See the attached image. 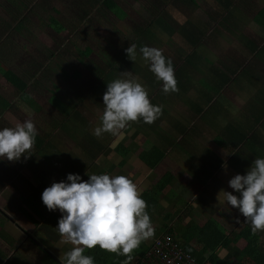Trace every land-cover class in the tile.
<instances>
[{"label":"crops","instance_id":"1","mask_svg":"<svg viewBox=\"0 0 264 264\" xmlns=\"http://www.w3.org/2000/svg\"><path fill=\"white\" fill-rule=\"evenodd\" d=\"M197 5L193 0L190 10L171 12L165 20L154 19L148 27L143 24L149 40L144 45L155 44L166 58H171L175 92L162 91V82L142 61L139 49L134 60H124L122 68L117 65L110 72L100 68L104 78L93 79L94 88L84 92L90 100L82 102L83 107L73 114L63 116L50 103L54 90H61L53 81H49V89L43 88L49 93L46 106L52 105L55 112L44 118L47 128L45 134H39L44 143L38 149L33 147V157L21 155L14 161L10 168L16 171L9 187L0 181V227L5 238L2 244H7V248L0 247V255L7 261L15 256L7 259L4 253L8 248L38 247L31 242L34 239L54 257L35 248L37 264L39 250L61 264L73 245L64 242L55 227L61 213L48 210L42 203L43 188L64 179L67 173H77L83 180L87 173H108L129 177L146 202L153 234L142 240L138 249L149 246L162 233L171 232L184 249L199 251L201 237H209L210 232L212 238V233L220 230L229 239L228 244L214 251L221 264H264V231L252 232L250 223L236 208L222 203L219 193L233 192L228 179L236 173L244 174L255 157H264V16L258 13L264 4L259 5L254 20L243 4V15L239 13L237 19L214 26L204 21L196 23L201 18L189 13ZM188 22L195 24L194 33L188 32ZM126 76L139 77L150 103L161 106L159 117L152 123L138 118L116 134L94 136L92 129L99 125L104 108L102 94L106 83ZM71 87L74 92L80 88ZM72 91L70 95L57 96L68 104L72 100L79 102L76 98L63 100L75 96ZM19 162L24 165L20 171L15 166ZM23 187L38 200L43 220L33 214L34 223L19 211L17 195ZM16 210L31 224V229H20L11 220L12 214L18 215ZM208 221L212 223L207 224ZM249 239L251 250H247ZM209 252L207 249L206 257ZM135 254L130 264L138 257L136 251ZM7 261L2 260L1 264ZM202 264L215 262L207 259Z\"/></svg>","mask_w":264,"mask_h":264},{"label":"clouds","instance_id":"2","mask_svg":"<svg viewBox=\"0 0 264 264\" xmlns=\"http://www.w3.org/2000/svg\"><path fill=\"white\" fill-rule=\"evenodd\" d=\"M136 47L132 43L124 49L130 60L137 56ZM139 53L155 78L162 82V91L175 92L171 58L147 45H142ZM102 104L100 123L92 129L96 137L104 132L116 134L138 118L152 123L161 113V106L150 103L146 87L136 76L106 83ZM36 135L31 119L0 127V160L16 161L22 154L27 158ZM227 183L233 192L220 190L221 202L236 208L250 223L252 232L264 231V157H255L244 174L232 175ZM40 198L48 210L61 213L55 227L63 241L73 245L65 252L61 264H94L91 255L83 254L86 248L94 246L126 256L123 264H128L132 250L153 234L146 202L126 175L87 173V179L83 180L77 173H67L64 179L44 187Z\"/></svg>","mask_w":264,"mask_h":264},{"label":"rangeland","instance_id":"3","mask_svg":"<svg viewBox=\"0 0 264 264\" xmlns=\"http://www.w3.org/2000/svg\"><path fill=\"white\" fill-rule=\"evenodd\" d=\"M42 1L47 6L44 10L39 8L40 10L36 11L37 15L30 17L28 32L25 31V34L30 36L29 40H26V36H24V40L17 39V32L13 31L12 27L9 32L4 30L0 35V127H11L18 122L22 123L25 119H31L37 134L41 135L47 128L48 121L45 124V116L50 113L48 117L50 118L55 114L52 111L51 104L63 116H67L70 112V105L73 102L70 104L63 102L57 96L59 93L62 96L70 95L72 94L70 91L73 90L71 86H79V93L72 91L75 96L69 99L63 98V100L68 101L73 98H76L79 102L90 100L87 93H84L85 90L88 91L92 86L93 79L100 78V81L104 78V75L101 77L99 73L100 68H105L106 71L110 72L107 64L117 51L124 50L123 43L127 42L125 34L128 31L131 32L141 23L144 7H149L147 5L154 0H115L124 12L123 15L117 16L106 10L102 6L101 0H30V9L34 5H40ZM194 1L198 2L197 6L199 7H194L189 14L200 18L204 17L203 7L206 0ZM245 4L248 7L246 11L249 13L250 18L254 20L256 10L259 5L264 4V0H247ZM8 8V0H0V21L7 18L8 12H18L20 16L23 14L18 10L8 11ZM86 12L87 14H85ZM51 18L59 21L64 26L63 31L56 33L52 27L53 25L50 24V27L47 25L51 22ZM151 47L156 46L154 44ZM62 50L66 51L65 57L61 52ZM41 51L45 53H43V59L41 58L43 57ZM50 52L54 53L52 57L49 55ZM81 52H83V55ZM5 68L12 70L26 81V89L23 92L18 91L5 80L2 76ZM52 68L55 71L51 72ZM74 69L80 72V77L71 79L70 74ZM60 76L61 78H59ZM50 77H53V79L50 80ZM49 81H53L61 89L60 91L54 90L56 93L51 99L50 108L46 106L49 104L47 102L49 96L47 89L50 88ZM69 81L75 85H71ZM45 86H47V89H43ZM88 106L91 107L89 104ZM84 113L87 112L84 110ZM47 137L50 140V133ZM33 150L32 147L31 152ZM31 156L33 157L34 154H31ZM13 164L14 161L0 160V181L7 187H9L7 184L12 179V173L16 171L10 168ZM15 166L19 168V171L20 168L24 167L22 162L16 163ZM23 188L22 193L17 195L20 200H22L21 197L29 195V191L25 187ZM16 213L18 215H11V220L13 219L12 221L20 229H31V224L20 216L17 210ZM0 217L2 218V214ZM0 226H2L1 223ZM3 235L0 227V247L7 248V244H2L5 240ZM27 237L31 239L30 235ZM11 247L13 248H8L4 255L7 256V259L13 255L15 256L7 261L4 256L0 255V264L2 260L7 261L2 264H37V256H34V251L35 248L39 249V247L29 246V249H27L26 246H21L22 249L19 250H15L14 246ZM38 254L40 264H57L55 259L51 260L48 256L43 255L42 251L39 250Z\"/></svg>","mask_w":264,"mask_h":264},{"label":"trees","instance_id":"4","mask_svg":"<svg viewBox=\"0 0 264 264\" xmlns=\"http://www.w3.org/2000/svg\"><path fill=\"white\" fill-rule=\"evenodd\" d=\"M192 1L193 0H154L147 5L149 7L143 6L144 7L143 10L145 11L146 15H142L141 23L132 30L133 32L128 31L125 34L127 37V42L123 43L124 49L128 46V44L135 43L137 46L136 47V50H137L142 45L148 43L149 40L147 41L146 36H145L147 29L144 32L143 24H147V27H148L149 25L152 24L154 19L155 21H163L169 15H171V12L178 13L179 11L186 10L184 8H187L188 10H190L191 8H189V6H190V2ZM101 2H102V6H104L106 10L111 11L116 16L123 15L124 13L123 10L117 5L115 0H101ZM206 2L208 3L211 2V5H208L207 7L205 5V8L203 9L205 16L201 17V21L196 22V23H200L204 21L205 23L208 22V24H213L212 26H214L219 22L220 23L231 22V20H234V18L237 19V16L239 15V13L240 15H243L242 13L243 4H245L247 0H206ZM8 4H9V8L7 9L8 11L18 10L19 12H23V14L20 16L18 12H8L7 18L1 19L0 21V35H2L4 30H6V32H9L10 31L9 29L12 27L13 31L17 32V35H18L17 39L24 40L25 39L24 36H26L27 37L26 40H29L30 36L25 34V31L28 32L27 29H28L29 21L31 20L30 17L36 16L37 15L36 11L40 9L44 10L47 4L43 3L42 1L40 5L38 6L34 5L32 9H30L31 7H29L30 0H8ZM258 13L260 16L261 15L264 16V6L261 7L260 10H258ZM85 14H87V12ZM50 24L53 25L52 27L56 33H59L63 31L64 29V26L59 21L55 20L54 18H51V22L48 23L47 25L50 27ZM186 24H189L188 32L194 33L195 24L193 23L190 24L189 22ZM61 52L63 53L65 57L66 51L62 50ZM41 53L43 54L44 51H41ZM44 54H43V57H41L42 59L44 58ZM81 54L83 55V52H81ZM49 55L50 57H52L54 53L50 52ZM63 55H60V56H63ZM84 55H85V52H84ZM126 58H127V55L124 50L121 52L117 51V53L113 55L112 60L108 62L107 66L109 68H112V67L116 68L118 65L119 68H122L123 65L125 66L124 60ZM65 63H64V66H65ZM53 70L55 71V69L52 68L51 72ZM2 76L5 78L7 82L13 85L18 91L23 92L26 89L25 88L26 81L23 80L20 76H18L12 70L5 68L2 73ZM70 76H72V78H77L80 76V72L74 70L71 72ZM91 85H92L91 87L94 88V85L93 84ZM71 102H75V101H71ZM82 107H83L82 102H76L70 105L71 110L69 109V111L72 112L73 114L75 111L80 110ZM70 114L71 113H68L67 115H70ZM43 143H44L43 137L37 134L35 137V142H34L33 147L38 149ZM21 199L22 200L19 199L20 200L19 211L26 218L36 223L35 219L33 218V214H35L36 216H38L39 220H43L41 213H40V209H39V202L36 198H33L32 196L29 195L26 197H21ZM22 204L25 206V208L22 206ZM210 223H212V221H208L207 224H210ZM204 232L206 233L208 232L206 226H205ZM170 234L173 235L171 232ZM207 236L209 237H206V238L201 237V240L199 239L203 243L201 244V248L199 251H194L193 249L189 247L185 249L186 251L191 253V255L195 258L198 264H202L207 259L215 262V264H221V261L215 256L214 251L216 247L224 246L228 244L229 239L220 230L219 232H213L212 238H211L210 232H208ZM251 241L252 240L249 239L248 241L249 247L247 248V250H251V246H252ZM31 242L35 243L40 248V250H42L43 252H45L47 255L50 256V252L44 250V248L41 245H39L34 239H31ZM148 247L149 246H144L142 247V249H138V248L133 249L132 252L129 254L131 256V259L128 260V264H130L134 255H136L135 251L137 252L138 256H141ZM207 249L210 252L207 254V257H206L205 252L207 251ZM83 254L91 255L94 259V264H123V262L126 260V256L118 255L117 253H114V252H109L107 250L101 249L99 246H94L91 249L86 248ZM50 257L54 258L52 256Z\"/></svg>","mask_w":264,"mask_h":264},{"label":"built area","instance_id":"5","mask_svg":"<svg viewBox=\"0 0 264 264\" xmlns=\"http://www.w3.org/2000/svg\"><path fill=\"white\" fill-rule=\"evenodd\" d=\"M131 264H198L190 252L180 246L169 232L152 240L145 252Z\"/></svg>","mask_w":264,"mask_h":264}]
</instances>
